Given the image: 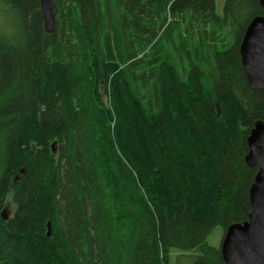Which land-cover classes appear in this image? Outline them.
<instances>
[{
  "label": "trees",
  "instance_id": "trees-1",
  "mask_svg": "<svg viewBox=\"0 0 264 264\" xmlns=\"http://www.w3.org/2000/svg\"><path fill=\"white\" fill-rule=\"evenodd\" d=\"M52 1L47 33L38 0H0V264H224L207 238L247 218L264 120L239 56L258 0Z\"/></svg>",
  "mask_w": 264,
  "mask_h": 264
},
{
  "label": "water",
  "instance_id": "water-1",
  "mask_svg": "<svg viewBox=\"0 0 264 264\" xmlns=\"http://www.w3.org/2000/svg\"><path fill=\"white\" fill-rule=\"evenodd\" d=\"M38 1L43 29L52 33L56 24L53 1ZM258 2L263 14L254 16L247 23L239 42V56L250 87L264 90V0ZM55 144V141L51 143L53 153ZM247 146L245 163L249 167L257 166L248 190L250 210L244 221L233 222L224 231L220 243L224 264H264V120H255L247 135ZM46 227V235L50 236V221Z\"/></svg>",
  "mask_w": 264,
  "mask_h": 264
},
{
  "label": "rangeland",
  "instance_id": "rangeland-1",
  "mask_svg": "<svg viewBox=\"0 0 264 264\" xmlns=\"http://www.w3.org/2000/svg\"><path fill=\"white\" fill-rule=\"evenodd\" d=\"M223 3H224V0H215V11L219 15H221L222 13ZM168 20H170V17H168ZM0 27H12V21L10 20V16L4 12H1V10H0ZM102 87H103V83H102L101 88ZM103 95H104L103 100L105 102V105L111 108L110 101L108 100L107 94L104 93ZM55 148H56V144H55ZM5 203H6L5 213L6 215L11 216V214L13 213L14 207H15L14 203L12 202L11 194H8L6 196ZM223 233L224 231L220 226L215 227L214 230L209 234L207 238L208 243L212 246L219 247L222 241V238H223ZM180 264H190V262L188 261L187 258H182L180 261Z\"/></svg>",
  "mask_w": 264,
  "mask_h": 264
}]
</instances>
